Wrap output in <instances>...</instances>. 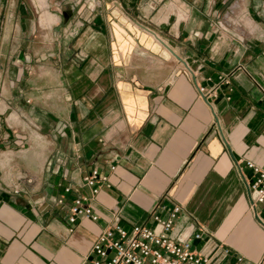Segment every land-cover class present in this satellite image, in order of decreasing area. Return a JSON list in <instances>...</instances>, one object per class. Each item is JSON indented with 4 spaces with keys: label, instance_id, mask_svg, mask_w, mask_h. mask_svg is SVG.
I'll list each match as a JSON object with an SVG mask.
<instances>
[{
    "label": "crops",
    "instance_id": "obj_1",
    "mask_svg": "<svg viewBox=\"0 0 264 264\" xmlns=\"http://www.w3.org/2000/svg\"><path fill=\"white\" fill-rule=\"evenodd\" d=\"M246 160L264 168V0H0V264H93L107 225L172 207L210 264H257ZM64 186L97 220L69 223Z\"/></svg>",
    "mask_w": 264,
    "mask_h": 264
},
{
    "label": "built area",
    "instance_id": "obj_2",
    "mask_svg": "<svg viewBox=\"0 0 264 264\" xmlns=\"http://www.w3.org/2000/svg\"><path fill=\"white\" fill-rule=\"evenodd\" d=\"M198 89L200 95L207 100L216 97L215 90L208 92L204 86H199ZM244 166L250 172L246 181L251 196L250 209L264 228V215L258 209L259 205H264V168L250 160H246ZM113 168L112 166L111 169ZM106 178L97 169L84 176V185L90 189L91 196L98 194L100 183ZM63 194L70 196L69 223L85 217L97 220L98 215L94 213L87 195L80 194L72 186H64ZM57 201L63 203V196ZM153 212V226L142 223L126 228L117 222L107 225L90 250L93 264H210L209 258L198 253L193 245V240L200 238V232H195L185 240L172 236L173 224L180 212L178 207H172L166 216H162L157 210ZM241 261L242 258L238 256L230 264H240ZM257 264H264V259Z\"/></svg>",
    "mask_w": 264,
    "mask_h": 264
}]
</instances>
